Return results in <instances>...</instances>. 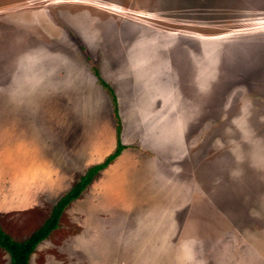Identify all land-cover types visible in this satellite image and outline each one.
<instances>
[{
    "label": "rangeland",
    "instance_id": "obj_1",
    "mask_svg": "<svg viewBox=\"0 0 264 264\" xmlns=\"http://www.w3.org/2000/svg\"><path fill=\"white\" fill-rule=\"evenodd\" d=\"M94 70L126 148L30 264H264V0H0L1 184L10 132L33 166L59 131L87 167L113 149ZM49 206L0 227L20 240Z\"/></svg>",
    "mask_w": 264,
    "mask_h": 264
},
{
    "label": "crops",
    "instance_id": "obj_2",
    "mask_svg": "<svg viewBox=\"0 0 264 264\" xmlns=\"http://www.w3.org/2000/svg\"><path fill=\"white\" fill-rule=\"evenodd\" d=\"M110 106L112 110V116L114 119V147L108 154H110L114 150L115 145H116V138H115L116 122H115V118L113 115L111 100H110ZM117 106H118V103H117ZM121 127H122V124H121ZM121 133H122V128H121ZM121 133H120V140L122 142ZM59 134H60V131L59 133H56L57 140L53 142V146L55 147V150L53 152H56V153L55 155L53 153V156L51 159L52 165H48L46 163L44 164V161H43V164L45 166L43 164H39V162H37L36 165L34 166L32 165L33 163L30 164L31 162L30 161L28 162V155H29L28 150H26L25 155H21L19 153L17 145L13 144V140L15 141L19 139L15 134H12V132H10L9 139L8 138L5 139V142L7 143V145L4 149V152L6 151L5 153L7 157L5 160V167H4V184L0 183L1 184L0 207L4 206L5 208L11 209V210H16L18 208H21L20 210H22V209H26V207H29V206L30 207L39 206L41 208L42 207L46 208V205L48 206L50 204L49 206L50 208H48L49 209L48 212L40 220L37 226L33 228L30 233L26 234L24 238L20 240L27 238L34 230H36L44 222V220L47 218L50 212L52 205L65 192H67L71 188V186L76 182L78 177L84 174L87 168L92 166L90 165L89 167H87L90 164L89 160L91 158V148H87L86 144L82 143L81 141L79 143H77V141H74L73 144L69 145V140H64L66 139V136L69 135V133H66L64 131L62 140H60ZM32 142L37 143V145L39 143V142H36V140H33ZM76 146L78 148H76ZM125 148H126V145H125ZM125 148H123V150L120 152V154L115 159H117L121 155V153L124 151ZM38 149H39V154L44 155L41 148L38 147ZM102 149L103 147L97 148L96 152L97 153L102 152L103 154L101 158L102 157L105 158L108 155L106 153L107 150L103 152ZM89 153H90V157L86 158V156ZM101 158H99L96 162L97 163L102 162L104 158L100 161ZM114 160H112L104 169H102L99 172H102L103 170L107 169L108 166ZM77 169L79 170V172H77ZM9 236L12 238L10 234ZM14 240L20 241L17 239H14ZM36 248L34 249V251L36 250ZM33 252L31 253V255L33 254ZM30 257H29V264H30Z\"/></svg>",
    "mask_w": 264,
    "mask_h": 264
},
{
    "label": "trees",
    "instance_id": "obj_3",
    "mask_svg": "<svg viewBox=\"0 0 264 264\" xmlns=\"http://www.w3.org/2000/svg\"><path fill=\"white\" fill-rule=\"evenodd\" d=\"M94 75L99 83L107 90L110 95V100L113 109V115L116 122V145L114 150L108 154L100 163L90 166L87 170L78 177L71 188L65 192L51 207L50 212L44 222L34 230L27 238L16 241L5 233L0 227V248L9 257V264H29V257L36 246L49 236V234L57 228L58 220L63 210L75 199H77L92 179L99 171L104 169L112 160H114L120 152L125 148V145L120 140L121 121L118 113L117 99L113 88L102 80L99 73L94 70Z\"/></svg>",
    "mask_w": 264,
    "mask_h": 264
}]
</instances>
